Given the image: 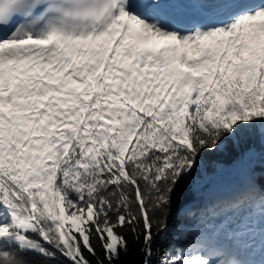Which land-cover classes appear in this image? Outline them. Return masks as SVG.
<instances>
[{"label":"snow or ice","instance_id":"1","mask_svg":"<svg viewBox=\"0 0 264 264\" xmlns=\"http://www.w3.org/2000/svg\"><path fill=\"white\" fill-rule=\"evenodd\" d=\"M261 176L264 0H0V264H264Z\"/></svg>","mask_w":264,"mask_h":264},{"label":"trees","instance_id":"2","mask_svg":"<svg viewBox=\"0 0 264 264\" xmlns=\"http://www.w3.org/2000/svg\"><path fill=\"white\" fill-rule=\"evenodd\" d=\"M236 159V153L230 151L228 154H220L212 156L209 160V165L207 168V182L205 183L204 191L206 194H212L216 190H221L230 186L232 183L236 182L239 177V172L233 167L234 161ZM222 161L225 165V169L222 173L217 174L216 169L213 167L215 161ZM261 169H257V172H261ZM260 182L264 183V176L260 177ZM167 246V245H166ZM130 259H134L130 258ZM130 264V260H129Z\"/></svg>","mask_w":264,"mask_h":264}]
</instances>
